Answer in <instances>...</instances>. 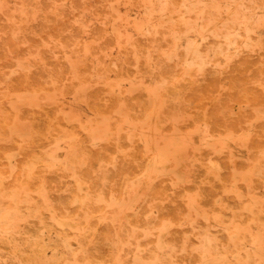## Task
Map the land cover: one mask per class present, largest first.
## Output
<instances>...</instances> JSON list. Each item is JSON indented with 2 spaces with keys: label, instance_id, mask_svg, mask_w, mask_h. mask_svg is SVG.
<instances>
[{
  "label": "rangeland",
  "instance_id": "obj_1",
  "mask_svg": "<svg viewBox=\"0 0 264 264\" xmlns=\"http://www.w3.org/2000/svg\"><path fill=\"white\" fill-rule=\"evenodd\" d=\"M0 264H264V0H0Z\"/></svg>",
  "mask_w": 264,
  "mask_h": 264
}]
</instances>
